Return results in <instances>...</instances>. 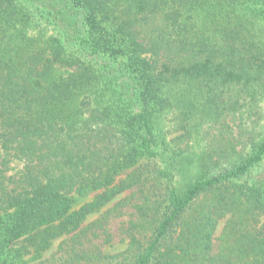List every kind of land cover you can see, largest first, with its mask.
Here are the masks:
<instances>
[{
	"label": "trees",
	"instance_id": "1",
	"mask_svg": "<svg viewBox=\"0 0 264 264\" xmlns=\"http://www.w3.org/2000/svg\"><path fill=\"white\" fill-rule=\"evenodd\" d=\"M263 99L264 0H0V264L126 209L94 263L264 264Z\"/></svg>",
	"mask_w": 264,
	"mask_h": 264
},
{
	"label": "rangeland",
	"instance_id": "2",
	"mask_svg": "<svg viewBox=\"0 0 264 264\" xmlns=\"http://www.w3.org/2000/svg\"><path fill=\"white\" fill-rule=\"evenodd\" d=\"M255 114L256 117L258 115L262 116L259 118V121L256 123L257 132L261 131L262 133V130H264V101L260 100V102H258V104L255 105ZM245 116L246 113L244 117ZM237 118L240 119L239 117ZM230 122L232 125L235 123L233 121ZM260 135L261 134H259V136ZM171 136L173 135L171 134L170 137ZM224 137L228 138L230 137V135L227 132H225ZM222 138L223 137H221L219 133H217L215 130L212 129L210 130L209 136H207L206 140L204 138L202 139V134H201V140L200 141L196 140V142L199 143L202 147L204 148L207 147L208 150H211L212 147L217 144V142L224 143V140ZM194 139L195 137L192 139L191 144L193 141L195 142ZM200 145H198L199 149H200ZM11 166L12 169L10 173L13 174L23 167V162L16 160L12 162ZM123 196L124 194L118 196L112 203H110V205L105 207V209L112 206ZM130 211L132 210L126 209L125 214L123 215L117 214L112 216L110 221L105 224V228H94L90 230L88 228V225L99 217V213L92 214L74 232L53 239L51 246L47 250L43 252H36L32 249L30 251L29 250L31 249L30 247L28 249V252L17 263L18 264H103V262L101 261H98V263H94V259L90 256L89 252L91 253L93 252L95 253V255H97V257H99L100 253L116 254L124 251L127 248L128 244L123 231H124V225L132 217L130 216L129 213ZM227 218L228 216L221 218L215 231V237H218L220 235L227 221ZM27 244L28 242L25 243L24 246ZM18 245L21 246V244ZM72 245L75 246L76 253L71 252Z\"/></svg>",
	"mask_w": 264,
	"mask_h": 264
}]
</instances>
